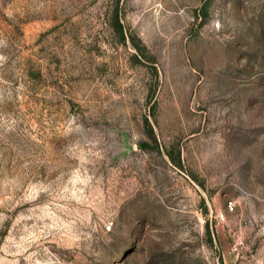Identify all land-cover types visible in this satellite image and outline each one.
<instances>
[{
  "label": "rangeland",
  "instance_id": "obj_1",
  "mask_svg": "<svg viewBox=\"0 0 264 264\" xmlns=\"http://www.w3.org/2000/svg\"><path fill=\"white\" fill-rule=\"evenodd\" d=\"M0 264H264V0H0Z\"/></svg>",
  "mask_w": 264,
  "mask_h": 264
},
{
  "label": "trees",
  "instance_id": "obj_2",
  "mask_svg": "<svg viewBox=\"0 0 264 264\" xmlns=\"http://www.w3.org/2000/svg\"><path fill=\"white\" fill-rule=\"evenodd\" d=\"M115 27V31L117 32L118 36L120 37L121 41L125 40V35H124V31L122 28V25L120 24V22L118 21V19H116V23L114 25Z\"/></svg>",
  "mask_w": 264,
  "mask_h": 264
}]
</instances>
